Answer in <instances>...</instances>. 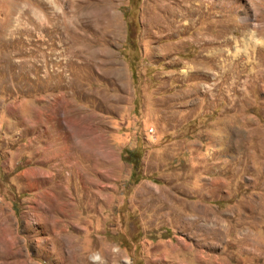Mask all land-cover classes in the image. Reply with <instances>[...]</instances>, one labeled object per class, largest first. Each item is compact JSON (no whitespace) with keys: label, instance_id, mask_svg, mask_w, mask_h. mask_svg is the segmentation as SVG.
<instances>
[{"label":"rangeland","instance_id":"rangeland-1","mask_svg":"<svg viewBox=\"0 0 264 264\" xmlns=\"http://www.w3.org/2000/svg\"><path fill=\"white\" fill-rule=\"evenodd\" d=\"M0 264H264V0H0Z\"/></svg>","mask_w":264,"mask_h":264},{"label":"bare ground","instance_id":"bare-ground-1","mask_svg":"<svg viewBox=\"0 0 264 264\" xmlns=\"http://www.w3.org/2000/svg\"><path fill=\"white\" fill-rule=\"evenodd\" d=\"M47 2V1H46ZM100 16V15H99ZM101 17L102 16H100V17H98L99 19H101ZM78 22H79V26L78 27H81V29H82V31L84 30V28H85V26H86V24H87V22L86 21H84L83 20V18H79L78 19ZM78 25V24H77ZM77 27V26H76ZM84 36V35H83ZM42 56H44V55H42ZM43 61V60H42ZM21 62V61H20ZM22 63V62H21ZM52 147L50 146V145H45V147H42V157H41V160L39 161V162H41V163H43V164H47L48 162H50V161H47L48 160V158H51L52 159V157L54 156V151L51 149ZM55 155H56V153H55ZM74 164V163H73ZM61 165V164H60ZM59 165V166H60ZM63 165V164H62ZM78 165H80V164H78ZM59 166H57V165H55L54 167H59ZM76 166V165H75ZM74 166V167H75ZM64 167V166H63ZM78 167V166H77ZM49 169V168H48ZM71 169H72V167H71ZM42 170V169H41ZM50 170V169H49ZM76 170V169H75ZM59 171H61V168H59ZM58 171V172H59ZM63 171V170H62ZM57 173V172H56ZM60 174L61 173H59V175L58 174H55V175H52V176H50V179H52V177L53 176H60ZM73 175V174H72ZM72 175H68L69 177L70 176H72ZM48 182V181H47ZM61 233H63V234H61ZM61 233H59V235H61L62 236V238H64V241H65V247L66 248H73V243H72V241L69 239L70 237H68V232L67 231H65V230H62L61 231ZM71 251V250H70ZM74 251V250H73Z\"/></svg>","mask_w":264,"mask_h":264},{"label":"trees","instance_id":"trees-1","mask_svg":"<svg viewBox=\"0 0 264 264\" xmlns=\"http://www.w3.org/2000/svg\"><path fill=\"white\" fill-rule=\"evenodd\" d=\"M133 151L127 154V160L132 164L131 180L133 183L138 182L139 176V166H140V156L137 158H132Z\"/></svg>","mask_w":264,"mask_h":264}]
</instances>
